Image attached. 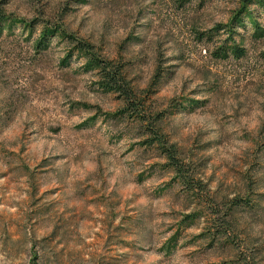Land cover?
I'll use <instances>...</instances> for the list:
<instances>
[{"label": "clouds", "instance_id": "1", "mask_svg": "<svg viewBox=\"0 0 264 264\" xmlns=\"http://www.w3.org/2000/svg\"><path fill=\"white\" fill-rule=\"evenodd\" d=\"M9 120L17 147L25 124L62 126L49 143L64 167L100 156L85 183L105 227L127 212L153 264H264V0H0V128ZM62 198L46 229L0 222V264H85L75 223L51 235Z\"/></svg>", "mask_w": 264, "mask_h": 264}, {"label": "rangeland", "instance_id": "2", "mask_svg": "<svg viewBox=\"0 0 264 264\" xmlns=\"http://www.w3.org/2000/svg\"><path fill=\"white\" fill-rule=\"evenodd\" d=\"M37 102H44L51 107L56 101L50 92L45 91L44 96ZM34 123L35 121L32 122ZM75 127L79 131H85L81 125ZM29 128L31 131H28ZM63 131L60 125L32 127L31 124H25L26 134H20L24 143L17 147L15 141L17 129L11 126V120L0 128V135L6 133L8 137L7 146L4 141H0V222L6 223L7 226L26 222L33 228L39 226L41 230L46 229L51 218L56 216V210L64 206L62 197L67 196L71 201V207L65 208L64 212L60 213L52 227L51 235L57 236L65 225L75 223L81 234L87 236L91 243L90 250H81L80 253L85 264H153L145 249L132 245L128 239L132 235L133 223L127 212L119 218L118 223H114L116 217L113 215V219L109 220L105 227L103 197L96 195L100 189L95 188L91 183H85L90 178L92 170L98 166L101 157L92 159L78 156L73 158L69 167L60 164L61 160L67 159L68 153L57 152L58 145L50 146L49 142L52 136L59 135ZM85 139L87 137H80L82 142ZM111 143L110 138L109 144ZM137 145L145 152L151 148L146 143V139L136 140L126 152L120 154L121 158L132 152ZM26 152L29 153L31 167L29 162H16V158ZM104 155L110 156L111 153ZM157 167L158 165L154 163L149 169L137 173L131 181L129 191L134 193L135 186L155 175ZM61 168L63 171H60ZM100 172L102 175V168ZM53 179L57 181L55 184L52 182ZM107 185L108 181L104 180L100 187L105 188ZM168 187L170 184L159 188L157 197L166 192ZM131 202L126 196L118 203L122 209H127ZM195 219V214L185 216L180 221V227L186 222L189 226H193ZM178 236H180V228H177L171 241H175ZM38 260V256H33L28 264H37ZM49 260L46 255L44 264H48ZM21 264L24 262L21 261Z\"/></svg>", "mask_w": 264, "mask_h": 264}, {"label": "trees", "instance_id": "3", "mask_svg": "<svg viewBox=\"0 0 264 264\" xmlns=\"http://www.w3.org/2000/svg\"><path fill=\"white\" fill-rule=\"evenodd\" d=\"M146 143L151 147V143L148 140H146Z\"/></svg>", "mask_w": 264, "mask_h": 264}]
</instances>
